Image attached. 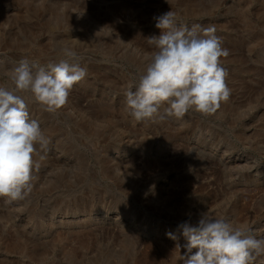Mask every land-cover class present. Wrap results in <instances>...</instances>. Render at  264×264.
I'll return each mask as SVG.
<instances>
[{"label": "rangeland", "instance_id": "rangeland-1", "mask_svg": "<svg viewBox=\"0 0 264 264\" xmlns=\"http://www.w3.org/2000/svg\"><path fill=\"white\" fill-rule=\"evenodd\" d=\"M169 11L215 27L231 94L214 114L136 122L124 90ZM65 47L87 76L58 111L29 97L50 142L26 198H0V264H182L178 225L205 212L264 238V0H0V83Z\"/></svg>", "mask_w": 264, "mask_h": 264}, {"label": "clouds", "instance_id": "clouds-1", "mask_svg": "<svg viewBox=\"0 0 264 264\" xmlns=\"http://www.w3.org/2000/svg\"><path fill=\"white\" fill-rule=\"evenodd\" d=\"M158 36L147 38L153 51L143 56V70L124 90L126 109L136 122L182 119L194 111L216 113L231 89L221 58L229 55L214 26L178 23L173 11L156 17ZM62 58L41 64L21 58L0 83V198L5 204L24 200L32 190L35 156L44 159L49 139L37 120L30 118L29 97L45 111L55 112L68 100L73 86L87 76L81 57L71 48ZM2 63V61H0ZM167 104L161 114L162 105ZM186 243L182 264H253L264 255V238L247 223L202 213L193 225H178ZM172 240L178 236L166 234ZM177 247H181L177 244Z\"/></svg>", "mask_w": 264, "mask_h": 264}]
</instances>
